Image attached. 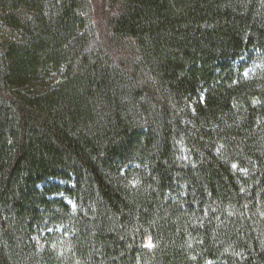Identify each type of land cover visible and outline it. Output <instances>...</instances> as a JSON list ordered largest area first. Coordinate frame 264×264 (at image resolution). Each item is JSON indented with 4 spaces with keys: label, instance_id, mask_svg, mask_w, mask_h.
Masks as SVG:
<instances>
[{
    "label": "trees",
    "instance_id": "trees-1",
    "mask_svg": "<svg viewBox=\"0 0 264 264\" xmlns=\"http://www.w3.org/2000/svg\"><path fill=\"white\" fill-rule=\"evenodd\" d=\"M0 264H264V0H0Z\"/></svg>",
    "mask_w": 264,
    "mask_h": 264
},
{
    "label": "rangeland",
    "instance_id": "rangeland-1",
    "mask_svg": "<svg viewBox=\"0 0 264 264\" xmlns=\"http://www.w3.org/2000/svg\"><path fill=\"white\" fill-rule=\"evenodd\" d=\"M92 1H94V0H92ZM105 7H106V6H105ZM38 241H39L40 244H42V242H41L40 240H38Z\"/></svg>",
    "mask_w": 264,
    "mask_h": 264
}]
</instances>
